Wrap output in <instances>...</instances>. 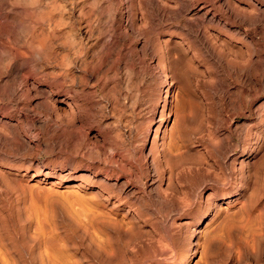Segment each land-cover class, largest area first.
I'll list each match as a JSON object with an SVG mask.
<instances>
[{"label":"rangeland","instance_id":"obj_1","mask_svg":"<svg viewBox=\"0 0 264 264\" xmlns=\"http://www.w3.org/2000/svg\"><path fill=\"white\" fill-rule=\"evenodd\" d=\"M146 1L0 0V264H264V25Z\"/></svg>","mask_w":264,"mask_h":264},{"label":"bare ground","instance_id":"obj_2","mask_svg":"<svg viewBox=\"0 0 264 264\" xmlns=\"http://www.w3.org/2000/svg\"><path fill=\"white\" fill-rule=\"evenodd\" d=\"M148 1V0H147ZM146 1V2H147ZM155 1V0H154ZM179 1V0H178ZM218 1V0H217ZM256 1V0H255ZM150 2V1H149ZM182 2V7L181 8H179V10H177V11H175L174 13H172V15H173V17L174 18H176V19H178L177 21H180L179 19H181L182 20V28H184V32L195 42V43H197L198 44V46L199 47H201V49H203V50H205L208 54H211V55H214V54H212V51H211V48H210V45H211V43H208L207 42V40H206V36H207V34L205 35V33L201 30V29H203V21L204 20H206L205 18H206V12H204V13H202V14H200V12H202V10L203 9H191V7L190 6H188V7H185L184 5H183V1H181ZM250 2H251V0H246V3H247V6L249 7L250 6ZM148 3V2H147ZM158 3V2H157ZM157 3H155V2H151L150 3V8H152V9H154L155 10V15H159V16H161V17H164V16H166V13L167 12H165L163 9H161V8H159L158 7V5H157ZM254 3V2H253ZM184 4H187L186 2L184 3ZM194 3H192V5H193ZM181 5V4H180ZM222 6H221V8L223 9V8H225V10H224V12L226 11V13L229 15V16H227V18L228 17H230V18H232L233 20H238V22L240 23V22H242V23H251V24H254V25H257V24H260L261 26L262 25H264V10L263 9H261L260 7H256V8H252V10H250L251 12H253L255 15L254 16H252L253 14L250 12H248L247 13V15H245L246 13H242V10H238V8H234V7H232V5L230 6V5H228V2H227V0H223L222 1V4H221ZM237 4H235V7H238V5L236 6ZM241 5V4H240ZM146 6H148V4L146 5ZM194 6V5H193ZM149 7V6H148ZM164 7V6H163ZM162 7V8H163ZM179 7V6H178ZM202 7V6H201ZM200 7V8H201ZM242 7V6H241ZM240 7V8H241ZM149 8V9H150ZM165 8V7H164ZM199 8V7H198ZM244 8V7H243ZM250 8V7H249ZM148 9V10H149ZM246 9V8H245ZM219 10V9H218ZM153 11V10H152ZM154 12V11H153ZM243 12H244V10H243ZM245 12H246V10H245ZM152 13V12H151ZM200 14V15H199ZM250 14H252V15H250ZM151 15V14H150ZM153 15H154V13H153ZM152 15V16H153ZM190 15V16H189ZM210 15V14H209ZM248 15H250L249 17H251V18H248L247 16ZM151 16V17H152ZM189 17V19H187L186 17ZM213 16V15H212ZM150 17V18H151ZM155 18H153V20L152 21H154V19H156V16H154ZM191 17H192V19H191ZM211 17V16H210ZM210 17H209V19H210ZM225 17H226V15H225ZM159 18V17H158ZM208 18V17H207ZM212 18V17H211ZM217 19V18H216ZM204 22H207V21H204ZM209 22V21H208ZM180 24V23H179ZM238 24V23H237ZM245 25H248V24H245ZM253 25V26H254ZM252 26V27H253ZM260 26V27H261ZM258 27V26H257ZM264 29V28H263ZM264 32V31H263ZM209 36V35H208ZM207 36V37H208ZM210 38V37H209ZM190 39V40H191ZM210 41V40H209ZM210 44V45H209ZM213 49V48H212ZM202 51V50H201ZM204 52V51H203ZM213 53H214V51H213ZM167 57V56H166ZM216 57V56H215ZM163 58V57H162ZM165 61H167V60H165ZM215 61H218V59H216ZM163 62H164V59H163ZM162 62V63H163ZM217 63V62H216ZM164 67H166V71H165V77L168 79H164L165 80V89L163 90V93H164V97L163 96H159V98H161L162 99V104H161V106H160V111H159V115H158V123L160 122V120L163 118V117H168L169 116V114H170V112H171V108H172V98L174 97L173 95H172V88H173V84H174V82H176V75L177 74H175V70H174V66H173V63L172 62H168L167 61V63L166 64H164L163 65ZM176 68V67H175ZM163 69V68H162ZM165 69V68H164ZM242 77V76H241ZM1 79V78H0ZM220 88V87H219ZM217 90H219V89H217ZM216 90V91H217ZM224 90H226V89H224ZM40 91V90H39ZM171 91V95L169 96L170 97V101L168 100V95H167V93L168 92H170ZM227 91V90H226ZM217 92H222V88L220 89V91H217ZM225 92V91H224ZM225 93H228V92H225ZM224 94V93H223ZM10 95H11V93H10ZM10 97V96H9ZM224 98V97H223ZM67 104V103H66ZM69 110H70V107H66V108H58V111H56V112H54V113H56V116H57V118L59 117H68L69 115H70V113H69ZM174 112V111H173ZM52 114V113H51ZM71 116V115H70ZM63 117V118H64ZM70 118V117H69ZM62 119V118H61ZM0 122H1V119H0ZM164 122V121H163ZM158 127H159V125H157V127L154 129V131L155 130H157L158 129ZM16 135V134H15ZM154 136H155V138H157V136H158V134L156 133V131L154 132V134H153ZM1 137V136H0ZM17 137H18V135H17ZM8 139V138H7ZM2 140V139H1ZM6 140V139H5ZM20 140V139H19ZM7 141V140H6ZM6 141H5V143H6ZM8 142V141H7ZM225 150H227V149H225ZM224 151V150H223ZM226 152V151H225ZM228 152V151H227ZM219 153L220 152H218V155H219ZM221 153H223L222 151H221ZM230 153V152H229ZM227 154V153H226ZM221 155V154H220ZM224 156V155H223ZM252 156V155H251ZM221 158H222V156H220ZM249 157L250 156H246L244 159H249ZM223 158H225V157H223ZM230 159V158H229ZM244 159H242L241 160V164H242V161H244ZM152 171V170H151ZM86 175V174H85ZM163 175V174H162ZM166 175H168V174H166ZM166 177V176H165ZM167 178H168V176H167ZM170 178V177H169ZM154 180V179H153ZM152 182V181H151ZM152 184H153V182H152ZM123 186V185H122ZM123 188V187H122ZM130 188V187H129ZM130 190V189H129ZM205 201L206 200H208V197L206 196L205 198ZM200 200V199H199ZM201 201V200H200ZM192 231H194L193 229H192ZM195 232V231H194ZM192 233V232H191ZM192 234H194V233H192ZM191 235V234H190ZM190 237V236H189ZM189 240V239H188Z\"/></svg>","mask_w":264,"mask_h":264}]
</instances>
